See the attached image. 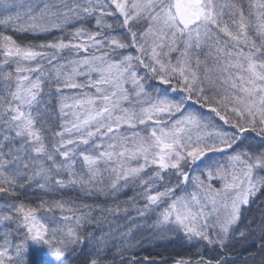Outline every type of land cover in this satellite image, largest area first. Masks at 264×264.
Here are the masks:
<instances>
[{
  "label": "snow or ice",
  "instance_id": "snow-or-ice-1",
  "mask_svg": "<svg viewBox=\"0 0 264 264\" xmlns=\"http://www.w3.org/2000/svg\"><path fill=\"white\" fill-rule=\"evenodd\" d=\"M258 195L264 0H0V264H264Z\"/></svg>",
  "mask_w": 264,
  "mask_h": 264
},
{
  "label": "trees",
  "instance_id": "trees-1",
  "mask_svg": "<svg viewBox=\"0 0 264 264\" xmlns=\"http://www.w3.org/2000/svg\"><path fill=\"white\" fill-rule=\"evenodd\" d=\"M68 196H74L77 194H73L72 192L67 193ZM132 193L128 192L126 195H121L120 200H126L129 196H131ZM259 199H264V195H258V199L256 203H253L250 207V210L245 214L246 219H250L253 216H258L259 215V209L257 207V204L259 203ZM85 202L87 203H93L94 201L92 199H86ZM97 203L104 202L103 198L101 197L99 200L95 201ZM107 203L111 204L112 201L108 200ZM131 211V209H130ZM122 214V213H121ZM133 215L135 214L134 212L132 213ZM119 222L121 224L124 223L123 216L120 215ZM145 236H147V232H144ZM138 235H141L140 233H136L135 236L138 237ZM135 243V241H132ZM239 248V246H237ZM137 254L139 256H151L155 257L157 260H159L161 257L169 258V264H172V259L176 258L177 255H190L192 252L195 251V249H191L188 247H182L179 245H164V244H159L157 242H148L143 245L142 248L137 249ZM247 255L246 252L243 251H238L237 255L235 256V259L237 260L238 264L241 260V257Z\"/></svg>",
  "mask_w": 264,
  "mask_h": 264
},
{
  "label": "rangeland",
  "instance_id": "rangeland-1",
  "mask_svg": "<svg viewBox=\"0 0 264 264\" xmlns=\"http://www.w3.org/2000/svg\"><path fill=\"white\" fill-rule=\"evenodd\" d=\"M121 216H123V213L121 214ZM125 223V221H124ZM145 236V234H143ZM141 235H138V237L136 236V238H140ZM133 241H135V239H133Z\"/></svg>",
  "mask_w": 264,
  "mask_h": 264
}]
</instances>
